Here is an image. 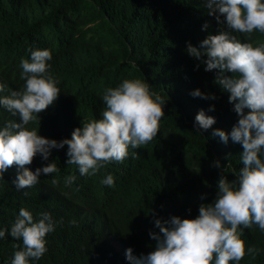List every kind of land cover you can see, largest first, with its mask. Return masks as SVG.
Wrapping results in <instances>:
<instances>
[{"label":"trees","instance_id":"16d2710c","mask_svg":"<svg viewBox=\"0 0 264 264\" xmlns=\"http://www.w3.org/2000/svg\"><path fill=\"white\" fill-rule=\"evenodd\" d=\"M205 22L209 27L202 30ZM221 27L207 14L204 0H0V83L7 85L0 95L23 85L20 60L30 57L29 48L50 50V71L60 81L57 100L28 125L39 135L70 139L81 122L100 118L104 90L124 79L145 80L166 100L157 136L129 148L122 163L81 176L75 165H66L65 145L52 149L48 160L37 155L25 165L35 171L55 161L60 169L42 174L30 189H15V165L4 173L0 228L10 230L22 207L34 219L48 211L57 222L46 235L48 251L32 264H130L125 249L131 247L137 257L154 249L149 232H159L156 218H195L199 205L215 197L221 174L229 181L236 178L234 172L243 167L242 145L231 138L225 144L212 130L228 133L239 117L228 93L214 83L218 70L205 71L186 51L188 42L199 46ZM234 35L241 42H264L259 32ZM197 88L216 99L191 96ZM210 105L214 111H208ZM200 109L216 118L207 131L193 127ZM17 119L0 108V125ZM108 174L115 179L112 187L101 182ZM69 175L77 176L70 186L64 182ZM241 238L246 249L260 251L255 258L246 254L239 264H264V232L253 225ZM14 244L22 246V241L6 232L0 239V264H10Z\"/></svg>","mask_w":264,"mask_h":264},{"label":"clouds","instance_id":"9594fccd","mask_svg":"<svg viewBox=\"0 0 264 264\" xmlns=\"http://www.w3.org/2000/svg\"><path fill=\"white\" fill-rule=\"evenodd\" d=\"M204 6L222 27L217 34L207 35L199 46L188 42L186 51L201 61L205 71L218 70L214 83L228 93L229 103L239 118L230 132L216 128L212 135L225 144L231 138L242 145L243 167L234 172L236 178L232 181L220 175L215 197L210 203L199 205L195 218H156L154 226L159 232H149L156 241L154 249L139 257L132 254L131 247L125 249L130 264H239L246 254L255 258L260 251L254 246L246 249L241 237L243 230L253 225L264 232V42H241L234 34H264V0H204ZM208 27L205 22L202 30ZM28 51L30 57L20 60L23 85L8 95H0V108L18 117L0 125V180L15 165L17 173L12 180L15 189L32 188L42 174L58 173L60 169L55 161L35 171L25 165H30L37 155L48 160L52 149L65 145L66 165H75L81 176H92L109 163H122L129 156V148L137 149L157 136L166 100L141 79H124L117 86L106 88L100 97L104 105L100 118L81 122L70 139L57 141L39 135L38 129H30L28 125L39 120L38 114L57 100L60 81L50 71V50ZM6 88L5 83H0V93ZM190 95L216 99L214 94L201 92L199 88ZM208 111H214V105ZM215 123L214 116L200 109L193 127L198 132L207 131ZM214 166L221 168L219 161ZM76 179V175H69L64 182L70 186ZM101 182L112 187L115 179L108 174ZM52 183H57L55 178ZM23 194L29 195L27 191ZM56 223L48 211L38 213L34 219L31 211L20 208L10 230L0 228V239L7 232L22 241V246L13 245L17 250L10 264L40 260L48 251L46 235L55 230Z\"/></svg>","mask_w":264,"mask_h":264}]
</instances>
